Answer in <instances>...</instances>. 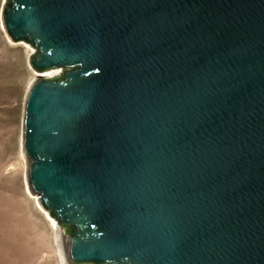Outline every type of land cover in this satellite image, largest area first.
<instances>
[{
	"label": "water",
	"instance_id": "95a60500",
	"mask_svg": "<svg viewBox=\"0 0 264 264\" xmlns=\"http://www.w3.org/2000/svg\"><path fill=\"white\" fill-rule=\"evenodd\" d=\"M2 14L35 47L28 185L69 264H264V0H7Z\"/></svg>",
	"mask_w": 264,
	"mask_h": 264
},
{
	"label": "rangeland",
	"instance_id": "374dc122",
	"mask_svg": "<svg viewBox=\"0 0 264 264\" xmlns=\"http://www.w3.org/2000/svg\"><path fill=\"white\" fill-rule=\"evenodd\" d=\"M6 5L0 0V264H59L54 230L27 191L22 134L25 100L36 76L29 64L35 47L11 40L3 27ZM57 70L54 77L66 71Z\"/></svg>",
	"mask_w": 264,
	"mask_h": 264
},
{
	"label": "bare ground",
	"instance_id": "6f19581e",
	"mask_svg": "<svg viewBox=\"0 0 264 264\" xmlns=\"http://www.w3.org/2000/svg\"><path fill=\"white\" fill-rule=\"evenodd\" d=\"M4 27V26H3ZM5 29V28H4ZM59 72V70L57 69H53V70H48L45 71L43 73H41L42 75L45 76H54V74H57ZM37 75V73H36ZM29 185H27V191L29 192L28 194L35 200V206L38 210L41 211V213H43V215L45 216V218L49 221L50 226L53 228L54 230V235H55V240H56V247H57V253L59 256V264H69V261L66 257V250H65V244H64V234L65 231L64 229L58 224V222L52 218L48 212L41 206L40 202L38 201V197L35 196L34 194H32L29 191Z\"/></svg>",
	"mask_w": 264,
	"mask_h": 264
}]
</instances>
